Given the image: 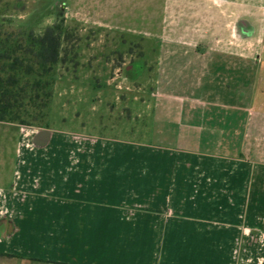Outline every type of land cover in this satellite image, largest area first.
Returning a JSON list of instances; mask_svg holds the SVG:
<instances>
[{
    "label": "crops",
    "instance_id": "0c3cea01",
    "mask_svg": "<svg viewBox=\"0 0 264 264\" xmlns=\"http://www.w3.org/2000/svg\"><path fill=\"white\" fill-rule=\"evenodd\" d=\"M206 6L189 8L195 26L181 38L191 42L161 51L164 85L170 73L221 77L203 62L216 53L206 39L219 34V15ZM227 62L232 80L252 65ZM169 98L183 144L163 152L121 153L90 136L55 140L47 126L15 125L27 154L11 177L0 175V264H264V163L246 153L248 141L264 142V125L236 127L244 110L234 97L211 108Z\"/></svg>",
    "mask_w": 264,
    "mask_h": 264
},
{
    "label": "rangeland",
    "instance_id": "374dc122",
    "mask_svg": "<svg viewBox=\"0 0 264 264\" xmlns=\"http://www.w3.org/2000/svg\"><path fill=\"white\" fill-rule=\"evenodd\" d=\"M200 2L219 15V34L206 39L218 54H204L203 62H212L221 77L201 83L190 72L183 78L169 72L164 85L161 51L191 42L181 36L186 26H195L189 8ZM200 19L195 28L205 30L207 17ZM242 19L245 32L237 26ZM56 25L62 52L46 125L55 140L56 134L90 136L121 153L177 148L182 123L170 94L202 98L208 108L234 97L231 105L244 110L236 127L247 119L256 129L264 125V0H0L3 32L43 34ZM232 60L251 63L249 72L238 70L232 80L226 71ZM248 110L251 118L245 117ZM23 145L20 127L0 123V175L11 177L12 162L27 154ZM246 153L264 163V142L248 141Z\"/></svg>",
    "mask_w": 264,
    "mask_h": 264
},
{
    "label": "trees",
    "instance_id": "16d2710c",
    "mask_svg": "<svg viewBox=\"0 0 264 264\" xmlns=\"http://www.w3.org/2000/svg\"><path fill=\"white\" fill-rule=\"evenodd\" d=\"M61 38L62 28L57 25L43 34L0 30V123L47 125Z\"/></svg>",
    "mask_w": 264,
    "mask_h": 264
},
{
    "label": "flooded vegetation",
    "instance_id": "af4514ba",
    "mask_svg": "<svg viewBox=\"0 0 264 264\" xmlns=\"http://www.w3.org/2000/svg\"><path fill=\"white\" fill-rule=\"evenodd\" d=\"M238 28H240L243 32H245V28L247 27V23L245 22V20H239L238 24H237ZM248 35V34H247ZM255 64V63H254ZM257 65H260V62L256 63Z\"/></svg>",
    "mask_w": 264,
    "mask_h": 264
}]
</instances>
